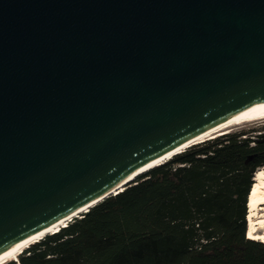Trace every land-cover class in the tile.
Listing matches in <instances>:
<instances>
[{"label":"water","instance_id":"water-1","mask_svg":"<svg viewBox=\"0 0 264 264\" xmlns=\"http://www.w3.org/2000/svg\"><path fill=\"white\" fill-rule=\"evenodd\" d=\"M261 106L264 0H0V253Z\"/></svg>","mask_w":264,"mask_h":264},{"label":"trees","instance_id":"trees-1","mask_svg":"<svg viewBox=\"0 0 264 264\" xmlns=\"http://www.w3.org/2000/svg\"><path fill=\"white\" fill-rule=\"evenodd\" d=\"M263 165L264 117L186 146L0 264H264L246 236Z\"/></svg>","mask_w":264,"mask_h":264},{"label":"bare ground","instance_id":"bare-ground-1","mask_svg":"<svg viewBox=\"0 0 264 264\" xmlns=\"http://www.w3.org/2000/svg\"><path fill=\"white\" fill-rule=\"evenodd\" d=\"M264 117V106L242 110L238 113H235L225 121L221 122L220 124L212 127L208 131L204 132L203 134L193 138L192 140H189L188 142L182 144L181 146L177 147L176 149L168 152L167 154L161 156L160 158H157L156 160L150 162L146 166H144L142 169H146L147 167H150L152 165H155L167 158H169L174 153L182 150L186 146L192 144L193 142H198L203 140L204 138H209L212 136H215L217 134L223 133L225 131H228L229 127L240 124L243 122L251 121L258 118ZM135 175L132 174L127 179L131 180L134 178ZM251 188L249 190L248 196H247V213H246V236L258 240L264 241V165L260 168L256 169L253 174V180H252ZM84 208L81 209L80 212H82ZM69 219H66V222ZM65 224V220H61L57 222L56 224L49 226L45 230L25 239L18 243H15L14 245L10 246L9 248L5 249L0 253V263L3 261H6L8 259L16 258V255L30 242L35 241V239H38L40 236L44 235L45 233L55 231L57 227L60 225ZM260 229H263L261 232Z\"/></svg>","mask_w":264,"mask_h":264},{"label":"rangeland","instance_id":"rangeland-1","mask_svg":"<svg viewBox=\"0 0 264 264\" xmlns=\"http://www.w3.org/2000/svg\"><path fill=\"white\" fill-rule=\"evenodd\" d=\"M261 119H263V118L256 119V120H261ZM256 120H252V121L243 122V123H240V124L233 125V126L229 127L228 130L236 129V128H240V127H246L248 124H250L251 122L256 121Z\"/></svg>","mask_w":264,"mask_h":264}]
</instances>
